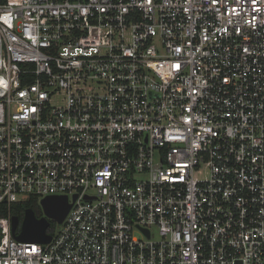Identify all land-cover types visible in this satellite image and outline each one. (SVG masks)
I'll return each instance as SVG.
<instances>
[{
  "label": "built area",
  "instance_id": "2783aa9c",
  "mask_svg": "<svg viewBox=\"0 0 264 264\" xmlns=\"http://www.w3.org/2000/svg\"><path fill=\"white\" fill-rule=\"evenodd\" d=\"M0 264H264V0H0Z\"/></svg>",
  "mask_w": 264,
  "mask_h": 264
},
{
  "label": "water",
  "instance_id": "95a60500",
  "mask_svg": "<svg viewBox=\"0 0 264 264\" xmlns=\"http://www.w3.org/2000/svg\"><path fill=\"white\" fill-rule=\"evenodd\" d=\"M72 203L67 196H48L41 200V207L44 215L38 217L32 208H27L24 217L20 220L19 216L13 217V233L17 240L22 242L48 243L52 235L48 232L51 220L62 223L68 214ZM20 225V232L16 230Z\"/></svg>",
  "mask_w": 264,
  "mask_h": 264
},
{
  "label": "trees",
  "instance_id": "16d2710c",
  "mask_svg": "<svg viewBox=\"0 0 264 264\" xmlns=\"http://www.w3.org/2000/svg\"><path fill=\"white\" fill-rule=\"evenodd\" d=\"M27 208L34 209V211H35V213H36V215L38 217H42L43 216L42 207L40 206V204L38 203V201L36 199H34V198L29 199V200H26V201H22V202L15 203L13 205V212H14L15 215L19 216L20 220H22L23 217H24L25 210ZM54 226H55V222L52 221L51 222L52 229L54 228ZM18 230H20V226L18 227Z\"/></svg>",
  "mask_w": 264,
  "mask_h": 264
},
{
  "label": "rangeland",
  "instance_id": "374dc122",
  "mask_svg": "<svg viewBox=\"0 0 264 264\" xmlns=\"http://www.w3.org/2000/svg\"><path fill=\"white\" fill-rule=\"evenodd\" d=\"M139 234V233H138ZM140 235V234H139Z\"/></svg>",
  "mask_w": 264,
  "mask_h": 264
}]
</instances>
